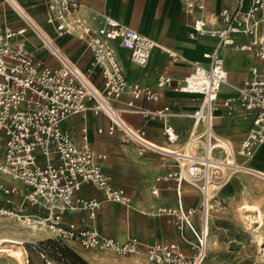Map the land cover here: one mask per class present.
Here are the masks:
<instances>
[{
	"label": "built area",
	"instance_id": "built-area-1",
	"mask_svg": "<svg viewBox=\"0 0 264 264\" xmlns=\"http://www.w3.org/2000/svg\"><path fill=\"white\" fill-rule=\"evenodd\" d=\"M0 1L24 23L19 30L0 24V174L20 183L23 190L1 183L0 189L5 194L19 195L21 201L41 210L43 215L27 217L46 227L57 242L70 241L85 250L115 256H142L151 264H201L210 240L212 199L208 194L239 171L235 155L248 161L264 144V64L249 67V76L234 86L228 81L221 54V49L228 47L249 52L264 62V0H237L233 9L223 8L216 16H205L203 0H183V13L192 20L187 37L208 36L216 40V45L202 54L205 62L191 63L192 69L184 78L173 84L171 77H160L154 87L129 84L124 74L118 49L125 50L133 64L145 67L151 51L159 47L130 26L96 11L92 12V18H87L82 14L87 7L80 0H32L43 5L46 29L35 23L16 0ZM212 19L219 21L218 28H212ZM95 20L98 25L93 23ZM27 31L55 59V67L46 65L28 49L24 35ZM238 34L246 36L248 42H236ZM52 35L82 41L92 57L88 66L84 70L76 67ZM168 55L177 60L175 55L169 52ZM95 73L102 79L101 88L93 83ZM223 86L231 89L233 95L219 100ZM166 87L199 96L196 109L174 111L167 105L148 110L137 105V101H157ZM125 94L129 98L122 101ZM220 108L231 118L251 116V126L236 153L231 143L214 132L213 122ZM86 112L103 114L110 122L108 134L119 131L122 141L136 145L139 155L158 153V147L146 141L144 130L129 127L121 117L123 113L160 120L163 135L170 142L176 136L169 118L192 120L184 145L171 156L176 170L156 179L187 182L202 197L197 225L193 221L195 210L186 209L181 201L175 208L157 210L158 215L174 217L178 239L186 245V251L177 242L145 245L135 237L121 241L103 235L92 223L78 226L65 220L66 213L80 211L94 218L100 201L76 196L84 183L99 189L104 201L131 206L125 189L114 185L102 170L101 162L107 155L91 149L86 130L82 129L76 141L70 130L62 126L69 116ZM227 157H231L232 163ZM152 193L156 194V189Z\"/></svg>",
	"mask_w": 264,
	"mask_h": 264
},
{
	"label": "crops",
	"instance_id": "crops-1",
	"mask_svg": "<svg viewBox=\"0 0 264 264\" xmlns=\"http://www.w3.org/2000/svg\"><path fill=\"white\" fill-rule=\"evenodd\" d=\"M16 1L35 23L47 29L43 21V5L41 3L32 0ZM80 1L87 7L85 11H82V14L87 18H92L93 11L105 13L110 18L112 17L130 26L140 35L152 39L159 46L151 51L145 67L136 66L129 61L128 53L125 50L118 49V55L122 59L124 74H126L129 84L138 83L145 87H154L155 82L160 77L166 76L171 77L174 84L175 81L184 78L191 71L192 62H205L202 54L210 51L216 45V40L208 36L195 39L187 37L192 20L183 13V0ZM203 1L206 5L205 16H216L223 7L233 9L237 2L235 0L232 7H225L232 4L233 0ZM212 22V28H218L219 21L212 19ZM93 23L98 25L96 20ZM0 24L13 30L24 27V23L17 18L14 11L1 1ZM24 35L28 49L33 52L37 59H42L46 65L51 67L57 65L55 59L48 54L30 31H27ZM52 39L66 57L80 70H84L88 66L92 57L82 41L70 36L54 37L52 35ZM235 41L247 43L248 38L238 34ZM168 52L175 55L177 60L172 59ZM221 54L224 57L228 81L234 86L239 85L249 76V67L264 64L263 61L257 59L251 53L238 49L222 48ZM237 62H241L242 68H235ZM93 83L97 88L102 87V79L97 73L93 77ZM220 90L219 100L233 95V91L226 86L221 87ZM128 98L129 96L125 94L122 101H126ZM199 99V96L187 93L181 94L166 87L161 90L157 101H137L136 103L148 110H155L169 105L174 111L185 112L196 109ZM190 101L195 103L191 104ZM121 117L129 127L144 130L147 142L156 147H169L173 150H179L184 145L192 128L190 118H169L168 122L173 127L176 136L175 140L170 142L163 135L164 127L160 120H146L132 113H123ZM220 119H226L227 122H220ZM229 121L239 122L240 125L247 127L248 131V127L251 126V116L231 118L224 114V108H220L216 113L213 122L214 132L216 136H222L231 143L236 153L240 147V141L246 133L240 138L239 146L234 147L231 142L232 136L218 133L221 126H229L227 125ZM218 122L221 124L217 125ZM109 125V120L103 114L94 115L92 112L69 116L62 123L63 127L70 130L76 141H79L82 129H85L88 145L91 149L95 152H104L107 155L106 159L101 162L102 170L110 176L114 185L116 184L125 189L127 196L131 199V206L126 208L118 203L104 201L102 192L99 189L97 190L93 185L84 183L76 196L100 201V205L94 211V218L88 217V212L80 211L66 213L64 215L65 220L78 226H86L92 223L103 235L121 241L135 237L145 245H151L155 242H177L180 248L186 251V245L178 239V233L173 223L174 217L171 215H158L157 210L160 208H175L179 201L186 209L195 208L198 202L197 190L187 182L177 184L172 178H168L167 181L156 180L157 178L166 177L176 170L173 159L163 160L158 153L154 152H145L139 155L136 145L122 141V134L119 131L115 130L112 135H109ZM99 129L101 132L98 131ZM262 152H264V147L259 148L248 161L236 155L235 160L242 166H258L264 170V160L259 159ZM164 161L169 162L166 164ZM154 189H156V194L152 193ZM193 221L196 225L198 224V215H194ZM261 226L258 228L255 226V230ZM215 230L213 229L214 235L210 238L211 241L214 238L218 239V232L220 235L224 231V229L220 230L218 227Z\"/></svg>",
	"mask_w": 264,
	"mask_h": 264
},
{
	"label": "rangeland",
	"instance_id": "rangeland-1",
	"mask_svg": "<svg viewBox=\"0 0 264 264\" xmlns=\"http://www.w3.org/2000/svg\"><path fill=\"white\" fill-rule=\"evenodd\" d=\"M234 2L235 0H233L232 4L225 7H232ZM235 68H242L241 62L235 63ZM189 103L194 104L195 102L190 101ZM219 121L227 122L226 119H220ZM220 124L219 122L217 123V125ZM227 125L229 126H221L218 129V133L229 137L232 136L231 142L234 147L239 146V140L246 133L247 127L245 128L237 121H229ZM160 157L166 160V158ZM168 162L164 161L166 164ZM252 167L263 170L258 166ZM0 183L7 188L12 185L23 190L20 183L1 174ZM211 195L214 198L210 202L213 206L209 213L210 238L214 235L213 229L215 230L216 227L220 230L224 229V231L220 235L218 232V239L209 240L207 254L201 264H264V251L258 247L259 238L263 239L264 242V181L239 170L230 176L227 183L211 192ZM196 197L198 198L197 206L192 208L195 210L194 215H198L197 212L202 198L198 190ZM243 201L260 207L263 224L259 229L254 230L243 219L244 209L239 210ZM22 202L19 195L5 194L0 189V211L14 214L13 216L12 214L4 215L0 213L1 236L10 235L11 231H16L19 237H23L24 230L19 226L20 220L18 217H27V215L31 214L43 215L41 210ZM252 226L254 225L252 224ZM45 229L47 228L45 227ZM39 235L42 236V240L24 245L28 264H151L141 256H115L110 252L88 251L70 241L57 242L53 239L48 229L39 233ZM0 264L14 263L6 255H1Z\"/></svg>",
	"mask_w": 264,
	"mask_h": 264
},
{
	"label": "bare ground",
	"instance_id": "bare-ground-1",
	"mask_svg": "<svg viewBox=\"0 0 264 264\" xmlns=\"http://www.w3.org/2000/svg\"><path fill=\"white\" fill-rule=\"evenodd\" d=\"M263 145H261V146L264 147ZM261 146L259 148H262ZM157 149H158L157 150L158 154L160 156H162L163 158H166V159L171 158V156H173V154L177 151V150H173L169 147L168 148L158 147ZM259 159L264 160V152H262L260 154ZM226 160L229 163H232L231 157H227ZM239 166H240V168H239L240 171H243L244 173L251 174L255 178H259L260 180L264 181L263 180L264 177H262V175H264L263 170L255 169L253 167H246V166L244 167L242 165H239ZM245 169L251 170L252 172L245 170ZM208 197L210 200L214 198L211 194H208ZM209 205H210V208L213 207L212 204L210 203V201H209ZM240 209H244L245 213L243 215L244 216L243 219L246 220L247 221L246 223H248V225L250 227L254 228V230L256 229L255 226L258 228L260 225H262L263 218H262V213H261V209L259 206L255 205V204H248L245 201H243L239 207V210ZM0 213L4 214V215L12 214V213H7L5 211H0ZM12 215L14 216V214H12ZM18 219L20 220L19 226L21 227V229L24 230L23 231L24 233L22 234L23 237H19L18 233H16V231H11L10 233L8 232L10 235H5V236L0 235V256L6 255V257L10 261H12L14 264H28L26 257H25L26 251H25L24 245L28 244V243H32L34 241L36 242L37 240H42L43 238H41L42 236H40L39 233H42L43 231H45L47 229L44 230L43 226H41V227L36 226V224L31 219H29L28 217L23 218V216L22 217L20 216V217H18ZM252 224L254 226H252ZM11 226H13V225H11ZM19 226H17V227H19ZM12 229H14V228H12ZM258 243H259L258 244L259 249L264 251L263 239L259 238Z\"/></svg>",
	"mask_w": 264,
	"mask_h": 264
}]
</instances>
